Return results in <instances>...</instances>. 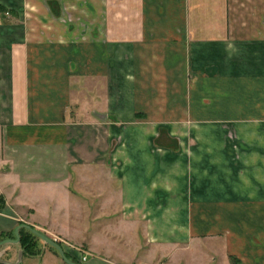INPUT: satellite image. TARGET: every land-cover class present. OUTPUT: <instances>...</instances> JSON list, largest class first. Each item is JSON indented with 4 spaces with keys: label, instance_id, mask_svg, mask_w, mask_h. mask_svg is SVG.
Wrapping results in <instances>:
<instances>
[{
    "label": "crops",
    "instance_id": "0c3cea01",
    "mask_svg": "<svg viewBox=\"0 0 264 264\" xmlns=\"http://www.w3.org/2000/svg\"><path fill=\"white\" fill-rule=\"evenodd\" d=\"M63 5L0 0V235L29 224L79 264H264V0H101L92 29ZM39 247L0 260L65 264Z\"/></svg>",
    "mask_w": 264,
    "mask_h": 264
},
{
    "label": "rangeland",
    "instance_id": "374dc122",
    "mask_svg": "<svg viewBox=\"0 0 264 264\" xmlns=\"http://www.w3.org/2000/svg\"><path fill=\"white\" fill-rule=\"evenodd\" d=\"M62 3L64 4L63 7L65 8V13H73L75 14H81L84 13L86 14L89 12V19H94L93 16L95 14H101V0H61ZM96 18V17H95ZM87 20V21H76V23L80 26L81 24L84 26V28H89L92 29L96 27V20ZM51 238V237H50ZM52 239L56 240L62 247H68V245L64 244V242L60 239H57L56 237H53ZM41 242V241H40ZM70 247H76V246H70ZM78 247V246H77ZM80 247V246H79ZM38 261V259H37ZM65 263V262H63ZM66 264V263H65Z\"/></svg>",
    "mask_w": 264,
    "mask_h": 264
},
{
    "label": "water",
    "instance_id": "95a60500",
    "mask_svg": "<svg viewBox=\"0 0 264 264\" xmlns=\"http://www.w3.org/2000/svg\"><path fill=\"white\" fill-rule=\"evenodd\" d=\"M21 228L27 229L32 234H34L38 238H40V240L44 244H47V245L53 247L58 252V254L61 257V259L63 260V262H65L66 264H79L78 262L72 261L67 257L63 247L57 241H55L54 239L50 238L49 236H47L43 232L33 228L31 225L26 224V223H21V224L16 226V228L14 229V238H5V239L0 240V247L3 245H6V244H18L20 241L19 230ZM0 264H18V263H12V262H9L6 260H0Z\"/></svg>",
    "mask_w": 264,
    "mask_h": 264
},
{
    "label": "trees",
    "instance_id": "16d2710c",
    "mask_svg": "<svg viewBox=\"0 0 264 264\" xmlns=\"http://www.w3.org/2000/svg\"><path fill=\"white\" fill-rule=\"evenodd\" d=\"M2 11H4V8L0 6V12ZM1 200L2 199L0 198V201ZM19 234H20L19 245L23 255L32 257V256H37L41 253V248L39 247V242L41 241L40 238H38L36 235L32 234L30 231H28L25 228H21L19 230ZM4 238H14V234H1L0 240ZM45 245L51 250H53L57 255H59L58 252L53 247L47 244Z\"/></svg>",
    "mask_w": 264,
    "mask_h": 264
},
{
    "label": "built area",
    "instance_id": "2783aa9c",
    "mask_svg": "<svg viewBox=\"0 0 264 264\" xmlns=\"http://www.w3.org/2000/svg\"><path fill=\"white\" fill-rule=\"evenodd\" d=\"M56 241V240H55ZM84 259V258H83Z\"/></svg>",
    "mask_w": 264,
    "mask_h": 264
}]
</instances>
